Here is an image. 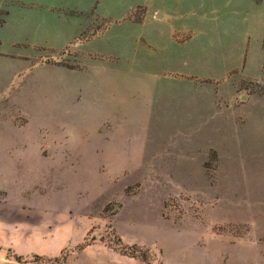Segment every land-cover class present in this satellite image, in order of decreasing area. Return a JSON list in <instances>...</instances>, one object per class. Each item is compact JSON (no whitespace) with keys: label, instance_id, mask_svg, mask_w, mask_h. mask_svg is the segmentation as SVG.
Here are the masks:
<instances>
[{"label":"rangeland","instance_id":"rangeland-1","mask_svg":"<svg viewBox=\"0 0 264 264\" xmlns=\"http://www.w3.org/2000/svg\"><path fill=\"white\" fill-rule=\"evenodd\" d=\"M247 45L258 77L264 0H0V264H264V64L226 76Z\"/></svg>","mask_w":264,"mask_h":264},{"label":"crops","instance_id":"crops-1","mask_svg":"<svg viewBox=\"0 0 264 264\" xmlns=\"http://www.w3.org/2000/svg\"><path fill=\"white\" fill-rule=\"evenodd\" d=\"M58 6H61V5H58ZM66 6L67 5L64 4L61 8H66ZM53 18L55 20H53ZM41 22L43 24L42 28H44L45 31H48L47 33H49V34L51 33V35H49V37H48V40L50 41L49 42L50 44H46L45 43L46 40H45L44 36H43V38H41L40 35L37 34L35 40L33 41L35 43V45H39L41 43H45V46L56 48V47L64 46L65 42L67 41V39L70 40L72 38V36L67 37L68 36L67 30L68 29L71 30V29H73V27L67 28L64 20L63 21L60 20L59 16H56V15L53 16V15L49 14L48 15V19L44 18V20L41 21ZM38 23H37V25H38ZM157 24H158L157 22H154L152 25H147V26L141 24V27H149L152 30L157 31L156 30L157 29ZM178 32H180L181 37H189V38L184 40V42L179 44V46L175 47V46H173V44H174L173 43L174 42V38H173V35H172L173 29H171L167 33V39H168L167 41L169 42V45H170L168 47L169 48L168 49V52H169L168 53V60L167 61L166 60L161 61V62H165L163 64H169L170 65V63L172 61L171 58H174V55L176 53H178L177 49H185V48L187 49V47L189 46L190 42L192 41V39L194 37V30L191 29V27H188L187 25L180 27ZM143 37H144V39L146 40V42L148 44H150V45L155 47V49H154V51H155L157 46H158L157 45L158 44L157 39H155V38L152 39L151 37H149L147 35H143ZM239 37H241V36L239 35ZM143 45L145 46V44H143ZM248 60H249V58H248V45H247V47L244 50H241L240 53L238 54V56L236 57V60H235V62L237 61L236 64L234 66H232L230 69L227 70L226 76L230 75L232 70L233 71L236 70V71H239L238 75H241V80L244 79V80L253 81V82L254 81H262V78H263L262 65L264 64V60H262L260 62V64H259V68H258L259 75H258V77H254V76L250 77V76L246 75V71L248 69L247 63H249ZM250 65H251V63H250ZM182 74H187V73H182ZM234 74H236V72ZM187 75L188 76H195L196 78H198L193 73H188ZM167 78H170V77H167ZM200 79H204V80L207 81V83L212 84V85L219 84V81H216L215 79H213L211 77H204V78H200ZM225 79L227 80L226 77L223 80H225ZM226 82L228 83V85L230 87L231 82H229V81H226ZM229 87H227V88H229ZM226 93H227L228 96L226 95L227 98H226V100H224V102L225 101L226 102H228V101L232 102L233 97H232V95L230 93V90L228 92L226 91Z\"/></svg>","mask_w":264,"mask_h":264},{"label":"trees","instance_id":"trees-1","mask_svg":"<svg viewBox=\"0 0 264 264\" xmlns=\"http://www.w3.org/2000/svg\"><path fill=\"white\" fill-rule=\"evenodd\" d=\"M263 67H264V66H263ZM121 252H122L123 254H126L124 251H121ZM129 255L132 256V257L134 256V255H131V253H130Z\"/></svg>","mask_w":264,"mask_h":264}]
</instances>
